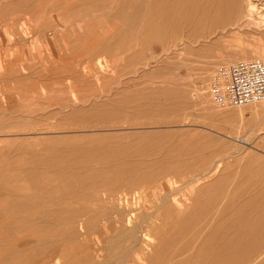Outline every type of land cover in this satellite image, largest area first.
Here are the masks:
<instances>
[{"label":"rangeland","instance_id":"obj_1","mask_svg":"<svg viewBox=\"0 0 264 264\" xmlns=\"http://www.w3.org/2000/svg\"><path fill=\"white\" fill-rule=\"evenodd\" d=\"M113 1L0 0V264H115L130 241L108 219L117 196L137 222L158 211L124 175L144 169L191 203L151 229V264H264V104L248 120L209 94L215 66L240 59L237 37L254 49L259 32L137 30Z\"/></svg>","mask_w":264,"mask_h":264},{"label":"bare ground","instance_id":"obj_2","mask_svg":"<svg viewBox=\"0 0 264 264\" xmlns=\"http://www.w3.org/2000/svg\"><path fill=\"white\" fill-rule=\"evenodd\" d=\"M114 1H116V0H114ZM114 1H113V3H115ZM110 4H112V2ZM118 5H119V7L117 6L118 10L115 12L116 14L114 13L115 15H118L120 13L122 14V12L125 9H128V8H129L128 10H130V8H131V11L133 10V13L132 12H128V13L134 14L133 16L136 19H135V21H133L134 22L133 25H134L135 28H138L137 30L142 29V28L139 29V27H141L144 22L146 24H148V26L150 27L149 30L152 31V32H159V31L170 32L171 30L175 29L177 26H184V27H189V29L191 28L192 29V30L190 29L192 31L191 34H194V35H197V36L205 35L208 29L210 31H213V32H216L218 30H221V32H222V30L224 31V30L228 29L229 27H231V28L232 27H236L237 29H242V28L243 29L244 28L255 29V30H257L259 32L258 33L259 37H257V40H259V43L257 42V47L254 48V49L252 48V46H247V45H244V47L245 46L247 47L245 50L243 48H241V47H243V46H241V44L243 43L242 42V38L240 36L237 37L238 40H239V43H240V47L238 48L239 49V53L241 54L240 59L250 58V56H256V55L257 56H264V0H119V4ZM96 8H97V6H96ZM113 10H116V9L114 8ZM108 11H110V9ZM105 12H103V13H105ZM124 12H127V10L124 11ZM129 15L130 14H128V17H129ZM114 16H112V17H114ZM125 24H127V23H125ZM128 25H129V23H128ZM125 27L127 28V26H125ZM132 27L133 26L131 24V28ZM205 29H207V30H205ZM127 30H128V28H127ZM134 30L132 29L131 31H134ZM141 31H143V30H141ZM136 32H132L131 34L136 33ZM137 33L140 34V32H137ZM249 33H251V32H249ZM252 33L256 34V32L254 33L253 31H252ZM128 34H130V33H128ZM122 35H124V34H122ZM201 37H203V36H201ZM121 38H123V37H121ZM197 38L198 37H196V39ZM128 39H129V37H128ZM118 41L119 40H116V42H114V43H117ZM126 41L129 42V40H126ZM244 43L246 44V42H244ZM120 44H121V42H120ZM229 45H231V44H229ZM119 46L121 47V45H119ZM103 47H105V46H103ZM126 48L127 47H125V49ZM220 48H221L220 47V39H218V40L214 41L213 44L210 45L209 47H206L205 49H201L198 52L200 54L203 53V52H206L208 54L213 49L220 50ZM220 54L221 53L219 52L217 55H220ZM221 56H222V54H221ZM223 56H225V55H223ZM238 58H239V56H238ZM175 95L178 97V100L185 99L188 96V92L184 91V90H181V89H177ZM135 99L134 98L132 99L130 97V98H128L127 103L130 104ZM205 99H206V97H203V100H205ZM118 102H120V99H119ZM257 104H264V100L259 101V102H255V103H251V104L242 105V106H235V107H239V108L240 107L241 108L246 107L245 108L246 110L243 113H240L239 116L246 115L245 117L248 120H251V119L255 118L258 115V112H256L255 110H253L252 107H249V106L250 105H257ZM122 105H124V104L122 103ZM228 108H230V107H228ZM224 109H226V108H224ZM131 125H134V122L131 121ZM148 137L149 136H146V138H148ZM246 148L247 147H245V148L244 147H241V148L239 147V149L237 148L235 154L236 155H242L243 152H244V149H246ZM231 156H232V154H231ZM251 156H254V155H251ZM224 157H226V156H224ZM146 158H147V156H146ZM255 158H257V157H255ZM149 162L150 161H148V163ZM154 162H152V165H153ZM221 163H224V159L222 157L218 161L216 160V163L212 166V168H213L212 170L213 171H217V169L221 166ZM154 167H156V166H154ZM158 168H159V166H158ZM149 170L150 169L128 171L124 175H125V178L128 181L136 183L138 185H141L142 186L141 190H142V188H145V187H148L151 190L148 194H145V195H143L141 197L142 198L144 196L152 197L153 201H154V203L156 205L155 208L158 209V211L157 212L155 211L156 212L155 213L153 211V209H150L151 212H148V214L144 212L145 217L143 216L142 221H139V222L135 221L134 220L135 219L134 215H132V213L128 210L127 204L124 203V202H126L128 196H129L128 193H125L123 196H120V195L117 196V199H119V202H118L117 205H115V203H113L114 206H113V208H111L112 212L111 213L109 212L110 214H108L109 215L108 219L115 220V222L118 223L117 225H120L119 223L121 221H119V220H124L126 222V225L128 226L129 231H130V233L129 232L128 233L125 232L127 235H129L128 239H130L127 247L121 248L120 246H116L115 245V248H113L111 250L112 253H110V254H111V257H112V261H114L115 264H122V263L124 264L125 261L126 262L129 261V260H127V256L129 257V255L131 253H132V257H133L132 260H135L134 264H151V258L146 256L147 253L152 252V248L155 245V240H153V237H152V234H151V229H155V230L157 229V232H158V229H160L159 222L163 223L164 220L166 218L170 217V216L171 217L176 216L177 218L181 217L183 212L186 210V205H188V203H189V202L187 203V201L180 200V199L176 198V196H175V189L176 188L171 191V187L173 186V182H172L173 180L168 179V178H165V179L163 178L164 180L163 179H159L157 174H156V171H152L151 173H148L147 171H149ZM260 171H261V168H260ZM142 175H144V176L141 178ZM177 190H179V187H178ZM194 191H193V193H194ZM178 195H179V192H178ZM185 196H186V194H185ZM131 198H132V196H131ZM138 200H139V198H138ZM191 200H193V199H191ZM189 204H191V203H189ZM147 207H149V206L147 205ZM148 209H145V210H148ZM127 212L130 215H128V218L123 219L122 218L123 215L125 213H127ZM103 216H106V215L103 214ZM105 223L107 225V221ZM214 224H215V222L213 223V225ZM118 227L120 228V226H118ZM104 228H108V227L104 226ZM125 230H127V229H125ZM236 230H237V228H236ZM121 231H122L121 233L124 232L123 230H121ZM126 234H124V236ZM123 238L126 239L127 236L123 237ZM118 241H120V240H118ZM109 242H111V241H109ZM115 244H117V243H115ZM119 244H117V245H119ZM108 257H110V256H108ZM103 260L104 261H102L101 264H106L108 262L106 260V257ZM108 264H110V263H108ZM111 264H113V262Z\"/></svg>","mask_w":264,"mask_h":264},{"label":"built area","instance_id":"obj_3","mask_svg":"<svg viewBox=\"0 0 264 264\" xmlns=\"http://www.w3.org/2000/svg\"><path fill=\"white\" fill-rule=\"evenodd\" d=\"M209 94L218 108L264 100V56L217 64L211 74Z\"/></svg>","mask_w":264,"mask_h":264}]
</instances>
